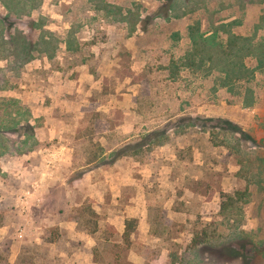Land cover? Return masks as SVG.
<instances>
[{
    "label": "rangeland",
    "instance_id": "rangeland-1",
    "mask_svg": "<svg viewBox=\"0 0 264 264\" xmlns=\"http://www.w3.org/2000/svg\"><path fill=\"white\" fill-rule=\"evenodd\" d=\"M0 264H264V0H0Z\"/></svg>",
    "mask_w": 264,
    "mask_h": 264
},
{
    "label": "trees",
    "instance_id": "trees-1",
    "mask_svg": "<svg viewBox=\"0 0 264 264\" xmlns=\"http://www.w3.org/2000/svg\"><path fill=\"white\" fill-rule=\"evenodd\" d=\"M139 21H141V19ZM229 40H230L229 41V48L222 50V54L229 61V63H228L229 65H226L227 66L226 70L228 72V70H229L228 66H230L232 68H236V70H241V73H239L238 76H243L242 73H243V71H246L247 67H246V65H244L243 61L240 62L239 60L234 59V58H238L240 51H241L240 53H242L245 50V51H247V54H251L252 52L249 51L250 49L248 47H243V46L237 45V41L239 40V38L237 36L232 35ZM188 126H194V124L191 122ZM152 135L153 134H149V137L151 138ZM163 135H165V133H161V134L157 135L155 138L151 139V142H155L156 138H159ZM129 146L130 145H126V146L118 149L115 154H118V155H128L130 153L135 154V153H138L141 151V148L143 145L140 144V142L138 144L135 143L133 146H130L131 150H133V151H131V152L124 151ZM126 234H127V236H130L129 231H127Z\"/></svg>",
    "mask_w": 264,
    "mask_h": 264
}]
</instances>
